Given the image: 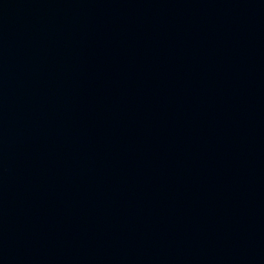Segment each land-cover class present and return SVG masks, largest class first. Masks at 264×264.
<instances>
[{"label": "water", "instance_id": "obj_1", "mask_svg": "<svg viewBox=\"0 0 264 264\" xmlns=\"http://www.w3.org/2000/svg\"><path fill=\"white\" fill-rule=\"evenodd\" d=\"M0 264H264V0H0Z\"/></svg>", "mask_w": 264, "mask_h": 264}]
</instances>
